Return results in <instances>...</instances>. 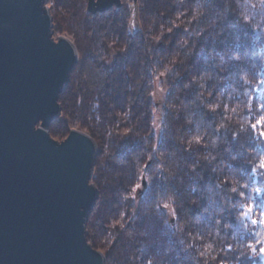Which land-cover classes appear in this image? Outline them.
<instances>
[{"label": "clouds", "instance_id": "obj_1", "mask_svg": "<svg viewBox=\"0 0 264 264\" xmlns=\"http://www.w3.org/2000/svg\"><path fill=\"white\" fill-rule=\"evenodd\" d=\"M141 7L137 0H129V32L141 25ZM147 30L150 39L144 53L149 59L152 45L165 35H179L172 51L148 66L147 78L141 73L130 86L135 91L144 82L149 131L141 135L131 123L133 99H129L117 124L128 122L129 132L142 141L132 156L135 179L121 192L118 211L94 221L104 231L93 246L111 251L121 234L129 239L135 235L127 226L138 211L143 215L163 212V223L183 254V264H241L264 259V206L256 202V197L264 198V183H251L249 175L242 172V166L247 165L250 175L264 180V153L244 148L240 139L250 134L257 146L264 143V99H256L264 84V0H169L153 15ZM229 36L231 42L221 51L207 50L202 69L191 70L192 56L205 51L202 43L197 48L198 43H223ZM242 37L246 43H241ZM98 59L108 63L112 53L101 49ZM128 71L133 76L131 69ZM113 131L107 129L106 135L111 137ZM161 131H166L172 147L158 145L156 137ZM229 137L237 141V153L240 148L246 153L240 167L231 166L237 161L236 154L218 160L229 151ZM185 152H195V159L186 160ZM104 157H111L107 140ZM203 168L210 169L213 182L193 197L192 191L199 190L189 189L185 178L203 179L198 171ZM145 185L152 188V198L141 204L138 193ZM181 185L185 187L178 194ZM185 204L198 207L199 213L191 216L185 210L181 216L178 209ZM226 212L230 220L225 219ZM203 215L207 221L202 220ZM140 260L135 250L129 251V264H140ZM143 264L161 261L150 255Z\"/></svg>", "mask_w": 264, "mask_h": 264}, {"label": "water", "instance_id": "obj_2", "mask_svg": "<svg viewBox=\"0 0 264 264\" xmlns=\"http://www.w3.org/2000/svg\"><path fill=\"white\" fill-rule=\"evenodd\" d=\"M48 1L0 0V264H104L85 231L97 146L79 130L60 143L48 132L78 60L68 38L54 41ZM113 7L121 0L86 10Z\"/></svg>", "mask_w": 264, "mask_h": 264}, {"label": "trees", "instance_id": "obj_3", "mask_svg": "<svg viewBox=\"0 0 264 264\" xmlns=\"http://www.w3.org/2000/svg\"><path fill=\"white\" fill-rule=\"evenodd\" d=\"M120 8L113 7L104 13L89 14L86 10L87 0H49L52 5L49 12L52 17L54 33L66 35L74 44L78 60L70 73L68 84L58 98L60 105V116L53 120L49 127V135L56 139L66 138L71 130H79L89 135L97 146V156L93 168V174L89 181L98 191V198L94 208L87 217L85 226L88 244L104 256V264H129L128 253L135 250L141 257L143 264L147 257L155 256L161 264H183V254L176 245L171 230L163 223L164 213L158 215H143L139 211L133 216L128 224V229L135 233L129 239L121 234L118 243L111 251L101 248L98 244L93 246L99 235L104 231L94 221H103L115 214L120 206L119 197L135 179V169L132 165V156L142 147V141L138 136L129 132L128 122L121 121V116L129 107V99H133L131 105V123L137 128L141 135L149 131V122L146 115L147 104L143 91L144 82L141 87L133 91L131 85L135 83L141 73L147 78V68L159 57L172 51L179 32L165 37L157 44L152 45V57L144 53L149 42L147 25L152 21L154 14L161 12L169 3V0H137L141 7V25L134 31L129 32L127 20L129 17V0H121ZM231 42V37L221 43L220 41H201L205 51L194 54L189 61L192 71L203 68V61L207 58L208 49L212 48L219 52ZM241 43H246L242 37ZM126 47L125 51L121 49ZM112 53V59L108 63L99 61L100 50ZM113 49L115 50L113 52ZM99 69V73H97ZM131 69L133 76L129 75ZM102 74V75H101ZM172 93H169L171 97ZM256 99H264V84L257 90ZM114 129L111 137L106 135L107 129ZM149 139H152L149 136ZM240 139L244 142V148L254 149L256 153H264V143L257 146V141L251 137L242 135ZM111 148V157H104L105 143ZM160 147H172L166 131H161L157 140ZM230 148L228 153H223L219 159L228 160L231 155H237V161L231 162L232 167H240L246 153L244 148L239 149L238 143L229 137ZM220 151L223 152V146ZM184 158L188 161L195 159V152H185ZM103 162V166L101 163ZM203 179L185 178V185L192 191L193 197L204 191L207 185L213 182V174L209 168L198 169ZM242 172L249 175L251 183L257 185L264 183L258 176L250 175L247 165L242 166ZM181 185L178 194L184 190ZM152 188L145 185L143 191L138 193L141 204L145 199L150 200ZM257 205L264 202V198L256 197ZM129 205L131 202H128ZM201 206L204 201L201 200ZM185 210L188 214L195 216L199 213L198 207L189 208L187 204L178 209L183 216ZM225 219L230 220V214H224ZM207 221V215L202 216ZM95 228L93 233L90 229ZM144 233V235H139ZM241 264H262L260 261H242Z\"/></svg>", "mask_w": 264, "mask_h": 264}, {"label": "rangeland", "instance_id": "obj_4", "mask_svg": "<svg viewBox=\"0 0 264 264\" xmlns=\"http://www.w3.org/2000/svg\"><path fill=\"white\" fill-rule=\"evenodd\" d=\"M121 4H122V1H121ZM47 8L49 9V7L51 8V4L49 3V1H48V3H47ZM53 32H54V30H53ZM59 36H64V37H66V38H68L66 35H64V34H57V33H53V39H54V41H57V39H58V37ZM69 39V38H68ZM70 40V39H69ZM160 134H161V132L159 133V135L156 137V140H158L159 138H160ZM50 138L52 139V140H54V141H57V142H62L64 139H62V140H56V139H54V138H52L51 136H50ZM90 184V183H89ZM144 188H145V186H144ZM144 188H143V190H144ZM142 190V191H143ZM97 201V200H96ZM258 206H264V202L260 205H258ZM94 208V207H93ZM100 252V251H99ZM258 261H260L262 264H264V259H261V260H259V259H257Z\"/></svg>", "mask_w": 264, "mask_h": 264}, {"label": "snow or ice", "instance_id": "obj_5", "mask_svg": "<svg viewBox=\"0 0 264 264\" xmlns=\"http://www.w3.org/2000/svg\"><path fill=\"white\" fill-rule=\"evenodd\" d=\"M262 166H264V162H262Z\"/></svg>", "mask_w": 264, "mask_h": 264}]
</instances>
